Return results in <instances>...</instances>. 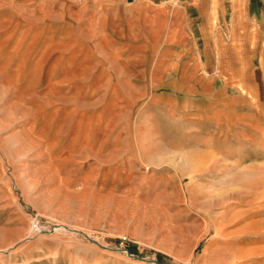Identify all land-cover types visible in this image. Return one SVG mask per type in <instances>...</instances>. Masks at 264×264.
Masks as SVG:
<instances>
[{"label":"rangeland","instance_id":"obj_1","mask_svg":"<svg viewBox=\"0 0 264 264\" xmlns=\"http://www.w3.org/2000/svg\"><path fill=\"white\" fill-rule=\"evenodd\" d=\"M145 2L0 0V264H264V14L217 28L209 154Z\"/></svg>","mask_w":264,"mask_h":264},{"label":"crops","instance_id":"obj_2","mask_svg":"<svg viewBox=\"0 0 264 264\" xmlns=\"http://www.w3.org/2000/svg\"><path fill=\"white\" fill-rule=\"evenodd\" d=\"M145 1L143 5L149 7L147 9L155 12L157 17L166 19L165 27L169 30L163 39L167 48L165 52L171 54L172 58H189L186 67L195 81L191 90L195 92L197 87L200 90L197 100L186 101L189 108L185 110V115L189 126L182 135L184 137L197 131L198 137L209 145L204 147L205 150L209 149L206 153L221 154L215 150V145H210L222 139L223 123L229 124L231 130L237 129L239 104L237 99L228 105L223 104L220 76L222 36L217 28L239 25L238 12H245L246 21L254 25L255 18L262 12L264 14V0ZM133 8L136 9V6ZM236 59L237 54L233 58V66L236 67L233 68V75H237ZM171 65L174 69L175 64ZM224 111L230 112V116L223 118ZM257 121L260 123L261 120ZM192 124L200 125L196 127Z\"/></svg>","mask_w":264,"mask_h":264},{"label":"bare ground","instance_id":"obj_3","mask_svg":"<svg viewBox=\"0 0 264 264\" xmlns=\"http://www.w3.org/2000/svg\"><path fill=\"white\" fill-rule=\"evenodd\" d=\"M99 22V21H98ZM33 69V68H32ZM30 112V111H29ZM76 264H90V263H87L86 260L84 259H79Z\"/></svg>","mask_w":264,"mask_h":264}]
</instances>
